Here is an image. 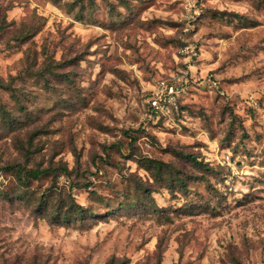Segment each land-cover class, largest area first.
<instances>
[{"label":"rangeland","instance_id":"374dc122","mask_svg":"<svg viewBox=\"0 0 264 264\" xmlns=\"http://www.w3.org/2000/svg\"><path fill=\"white\" fill-rule=\"evenodd\" d=\"M0 172V264H264V0H0Z\"/></svg>","mask_w":264,"mask_h":264},{"label":"built area","instance_id":"2783aa9c","mask_svg":"<svg viewBox=\"0 0 264 264\" xmlns=\"http://www.w3.org/2000/svg\"><path fill=\"white\" fill-rule=\"evenodd\" d=\"M189 50L192 56H195L193 49L190 46L184 48ZM207 82L212 86H219V82L215 81L213 77H207ZM219 88V87H218ZM186 87L182 83L174 84L172 82L161 80L157 83L148 99L149 107L161 114H170L178 110V101L180 93L185 91Z\"/></svg>","mask_w":264,"mask_h":264},{"label":"trees","instance_id":"16d2710c","mask_svg":"<svg viewBox=\"0 0 264 264\" xmlns=\"http://www.w3.org/2000/svg\"><path fill=\"white\" fill-rule=\"evenodd\" d=\"M5 90H8V89L6 88ZM141 163L146 168H152L156 172V174H159L161 172V165H160L159 162H156V161L150 160V159H145L144 161H141ZM25 173H26L25 176H30L32 178H38L40 176V174H41L39 171H28V172H25ZM1 174L2 173L0 172V175ZM76 208H78V207H76ZM78 211H79L78 212L79 213L78 215L80 217H82L83 215H86L87 216L88 214H91L92 215V213H87L86 210H84V209H78Z\"/></svg>","mask_w":264,"mask_h":264}]
</instances>
